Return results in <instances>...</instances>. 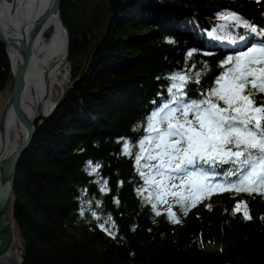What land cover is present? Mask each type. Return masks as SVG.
Instances as JSON below:
<instances>
[{
  "label": "trees",
  "instance_id": "trees-1",
  "mask_svg": "<svg viewBox=\"0 0 264 264\" xmlns=\"http://www.w3.org/2000/svg\"><path fill=\"white\" fill-rule=\"evenodd\" d=\"M58 10L72 83L14 169L10 219L18 264H264V195L216 193L186 215L168 195L157 216L137 194L146 188L147 197L154 186L137 174L122 142L136 145L143 137L134 127L142 129L168 101L172 73L200 71L206 62L201 82L185 90L187 101L201 99L246 32L229 27L213 41L208 33L223 23L217 13L235 11L264 29V0H60ZM10 81L0 40V92ZM89 161L101 165L99 175L88 174ZM169 206L180 223L170 221ZM108 216L112 235L99 227L108 226Z\"/></svg>",
  "mask_w": 264,
  "mask_h": 264
},
{
  "label": "snow or ice",
  "instance_id": "snow-or-ice-1",
  "mask_svg": "<svg viewBox=\"0 0 264 264\" xmlns=\"http://www.w3.org/2000/svg\"><path fill=\"white\" fill-rule=\"evenodd\" d=\"M217 18L223 23L208 33L212 38L218 39L217 31L229 27L264 36V29L258 31L256 25L235 11L219 12ZM195 52L191 50L187 56L192 57ZM208 68L205 62L200 71L189 68L172 73L168 77L171 82L167 89L168 101L152 111L142 129L139 125L134 127V131L143 130L146 134L136 145L122 139L123 154L134 157L137 174L145 184H149L151 177L155 191L144 197L146 189L142 188L137 194L142 197V203L151 204L157 216L160 215L157 203H166L168 195L175 198L185 215L196 206L193 201L210 200L215 194L213 190L264 195V42L227 57L214 86L201 99L185 102L187 85L199 84ZM137 147L139 151L134 152ZM221 165L231 167L218 174L216 170ZM100 167L99 163L93 166L89 161L86 171L90 168L89 175H99ZM176 180L180 183H173ZM100 183L101 191H107L108 182ZM240 203L247 209L246 202ZM239 211L238 204L234 214ZM168 213L172 223L181 222L171 206ZM243 216L246 220L252 219L248 211ZM107 221V227L105 224L99 227L112 235L115 223L111 216Z\"/></svg>",
  "mask_w": 264,
  "mask_h": 264
},
{
  "label": "bare ground",
  "instance_id": "bare-ground-1",
  "mask_svg": "<svg viewBox=\"0 0 264 264\" xmlns=\"http://www.w3.org/2000/svg\"><path fill=\"white\" fill-rule=\"evenodd\" d=\"M53 2L55 1L0 0V19L4 34L8 39H14L17 45L22 44L26 52L29 50L18 105L30 120L48 114L68 83L63 69L66 65L67 32L61 27L59 16L54 13L48 15ZM43 13L46 16L44 18ZM47 32L49 34L46 36ZM7 52L13 70L16 63L23 60V52L16 47H7ZM27 133V127L17 121L9 105L3 129L0 130V161L10 157ZM11 253L13 264H18L14 239Z\"/></svg>",
  "mask_w": 264,
  "mask_h": 264
},
{
  "label": "water",
  "instance_id": "water-1",
  "mask_svg": "<svg viewBox=\"0 0 264 264\" xmlns=\"http://www.w3.org/2000/svg\"><path fill=\"white\" fill-rule=\"evenodd\" d=\"M52 7L49 9L48 15L51 13L56 14L59 16V2L60 0H54ZM47 13V10L45 14ZM43 13L42 18L46 17ZM41 18V21H42ZM61 27L65 29L60 17H58ZM40 21V22H41ZM39 22V23H40ZM66 40H67V33H65ZM0 40L4 43L7 58L9 61L10 73L12 76V89L11 92L3 105L1 114H0V130L3 129L5 118L8 112V106L12 107L13 113L18 122L23 124L27 127V136L25 139L17 145L14 149L13 153L7 159L0 161V264H13L12 261V253H11V245L13 240V227L10 219V204L12 200V188H13V176H14V169L16 167L17 161L23 151L28 147L37 127L40 123L46 120L48 117L52 115L56 106L62 100L65 92L70 87L72 81H70L69 85L63 90L59 98L56 100L55 105L50 109L48 114L45 116H37L34 119H28L27 115L22 111L20 105H18V96L21 87V80L24 76L28 65V58H29V50L28 52L25 51L22 44L19 46L15 43L14 39H8V37L4 34L2 30V23L0 19ZM68 45V43H67ZM7 47L9 48H18L20 51L23 52V60L19 63H16L15 68L12 70V62L9 58V54L7 52Z\"/></svg>",
  "mask_w": 264,
  "mask_h": 264
},
{
  "label": "rangeland",
  "instance_id": "rangeland-1",
  "mask_svg": "<svg viewBox=\"0 0 264 264\" xmlns=\"http://www.w3.org/2000/svg\"><path fill=\"white\" fill-rule=\"evenodd\" d=\"M49 34V32H47L46 33V36ZM219 45H225V44H220V43H218ZM212 46H214V42L212 43ZM64 69V72H65V74H66V78H67V81H68V83H67V85H66V87L69 85V83H70V75H69V68H68V63L66 62V65H65V68H63ZM12 76H11V81H10V86L8 85V87H6V89L5 90H3L2 92H0V114H1V111H2V108H3V105L5 104V102H6V100H7V98H8V96H9V94H10V92H11V89H12ZM65 87V88H66ZM63 92V91H62ZM61 95V94H60ZM243 200H245V198H243ZM242 211L243 212H245V209L243 208V204H242ZM17 235L15 234V236H14V232H13V239H14V247H15V249H16V254H17V247H19V245H20V241L16 238L15 239V237H16ZM18 255V254H17Z\"/></svg>",
  "mask_w": 264,
  "mask_h": 264
}]
</instances>
